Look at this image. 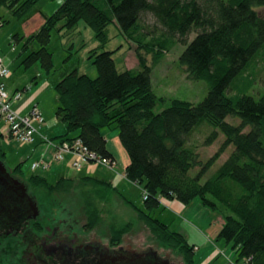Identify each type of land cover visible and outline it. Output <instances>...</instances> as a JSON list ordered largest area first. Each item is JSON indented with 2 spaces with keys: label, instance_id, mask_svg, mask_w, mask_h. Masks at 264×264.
Instances as JSON below:
<instances>
[{
  "label": "trees",
  "instance_id": "trees-1",
  "mask_svg": "<svg viewBox=\"0 0 264 264\" xmlns=\"http://www.w3.org/2000/svg\"><path fill=\"white\" fill-rule=\"evenodd\" d=\"M37 1L0 0V6L21 17ZM261 8L264 9V0H62L37 30L27 36L15 35L16 39H23L22 51L33 40L39 44L25 54L22 63L29 66L39 61L48 72L53 66L48 44L54 29L72 30L79 20L93 29L99 45L90 49L88 57L96 66L97 75L91 77L72 69L55 82L54 114L66 129L55 138H79L99 157L115 161L101 132L103 127L114 125L128 157L123 175L148 194L146 199L142 198V207L125 198L124 201L154 238L182 254L184 264H194L195 245L149 212L160 205L161 197L184 205L199 198L201 204L220 213L216 238L230 244L236 253L234 261L264 264V91L254 93L252 89L253 65L264 60ZM146 12L162 27V32L148 37V41L140 22ZM111 23L136 43L137 66L118 71L112 56L114 50L98 49L109 40L107 26ZM191 32L195 35L188 40ZM175 38L184 44L178 56L179 65L189 79L204 80L208 90L196 103L171 98L167 106L155 111L164 98L152 88L151 71ZM144 53L152 54V63ZM227 117L238 118L239 122L231 123ZM201 125L213 128L206 144L216 139L218 132L224 135L218 149L202 164L190 142L192 132ZM246 127L248 130H244ZM74 130V135H68ZM229 145L233 149L226 159L205 177ZM4 154L0 148L2 161ZM197 165L199 168L194 170ZM7 169L22 179L30 191L43 190L47 196L75 187L88 190L83 198L86 230L93 229L102 219L103 209L97 201L108 202V192L116 189L110 181L90 175L60 177L54 182L39 174L25 176L20 162ZM48 218L45 215L42 220H30L24 226L27 232L23 233L31 237L41 235ZM132 225V221L120 225L112 221L110 246L119 247ZM71 239L76 241L75 237Z\"/></svg>",
  "mask_w": 264,
  "mask_h": 264
},
{
  "label": "rangeland",
  "instance_id": "rangeland-1",
  "mask_svg": "<svg viewBox=\"0 0 264 264\" xmlns=\"http://www.w3.org/2000/svg\"><path fill=\"white\" fill-rule=\"evenodd\" d=\"M61 2L62 0H38L21 17L12 15L10 9L0 6V17L2 19H0V56L9 70L7 75L0 77V82L4 83V88L12 99L14 93L20 94L17 99L11 101L12 105L17 101L19 103H32L27 113L33 107H36L44 119L39 124V134L33 143H19L4 134L5 123L3 118L0 117V148L5 152L3 162L9 169L20 162L25 176L39 174L45 176L49 182H54L61 176V174H55L54 167L52 171H49L52 164H57L60 161L53 159L52 150L54 153L55 149L49 142H59V139L55 138V136L57 133L62 134L66 131L62 121L57 119L54 114L57 105V100L55 99L57 98V93L54 89V83L60 78L62 73L72 69H76L78 73H85L95 77L97 69L88 56L90 49L97 47L99 42L94 35L93 29L83 20H79L76 27L72 30L66 31L62 29L58 31L54 29L48 44V49L52 52L53 66L47 72L39 61L29 66H25L22 63L25 54L29 50L37 49L39 44L33 40L29 48L26 51H22L23 39L18 40L15 35L27 36L37 30L43 23L44 17L54 11ZM259 10L263 12L264 9L261 8ZM140 20L143 25V31L147 33L146 41L149 40L148 37L157 36L162 32L161 25L157 23L151 13H143ZM60 24L61 22L57 24V27ZM107 32L109 40L103 47L98 49L114 50L112 56L118 71L137 66L136 43L128 40L114 23L107 26ZM194 35L195 33L191 32L188 40L192 39ZM173 40V43L163 52L159 61L153 65L151 71L152 88L157 96L164 98L163 101L157 103L155 111H160L167 106L171 98H179L196 103L203 99L208 90L204 80L189 79L186 76L185 71L178 62V56L184 48V44L176 38ZM144 54L147 61L152 63V54ZM253 72H255V82L252 89L254 93H261L264 91V60L259 59L254 63ZM12 91L14 92L10 93ZM13 106L16 105L14 104ZM13 108L15 110L18 109L17 107ZM226 120L234 124L239 122L238 118L233 117H227ZM101 130H108L109 138H113V133L118 135V129L114 125L103 127ZM212 130L211 126L201 125L190 136V142L196 147L201 164L214 154L224 140V135L218 132L217 138L206 144L205 139ZM244 130H248V127ZM55 131H57L56 134ZM75 133L76 130L69 132L68 135H74ZM45 146H48L47 150L44 149ZM232 149L233 145L226 147L211 168L207 170L205 177L226 159ZM47 152L50 154L49 156ZM124 153L127 156L125 150ZM124 153L123 156H119L117 163L111 161L109 165L83 162L81 168H75L81 172H72L73 174H71V176L77 177L84 176L86 174L85 166L91 164L97 168L99 176L107 177L113 186L116 187L115 191L108 192V202L101 203L97 201L99 208L103 209V213L101 221L93 229L86 230L83 228V224L86 221L83 211V198L86 197L87 189H85L87 191H82L80 190L81 188L75 187L68 192H57L47 196L43 190L30 191L27 186V191L38 208L37 217L42 220L47 215L52 218L50 219L52 221L65 220V225H67L68 229L67 238L75 237L79 244L100 247L110 246L109 224L112 221H115L118 225L126 221H132L133 225L130 231L122 236L119 246L132 250L133 254L154 251L159 257L166 259L171 264H184L182 254L177 249L171 248L154 238L146 224L137 219L136 211L124 201L123 198H127L135 205L143 206L141 194L143 189L123 176ZM36 161H44L48 166L45 168L42 166L32 168L31 164ZM198 168L199 166L197 165L194 170ZM161 200L160 205L149 212L157 217H160L159 213L170 214L171 217L174 216L176 220H180L179 217L171 213L168 206L162 204L167 199L161 197ZM186 205L187 210L181 216L184 218V224L190 228L186 239L196 246L194 264H228L232 261L236 263L234 261L236 253L230 244L223 239L216 238L221 224L220 213L201 204L197 197ZM176 220L171 224V229H175L174 223H176ZM44 232H41V234ZM19 244L17 238L13 236H9L0 242V264H25L21 262L20 250L22 246Z\"/></svg>",
  "mask_w": 264,
  "mask_h": 264
},
{
  "label": "flooded vegetation",
  "instance_id": "flooded-vegetation-1",
  "mask_svg": "<svg viewBox=\"0 0 264 264\" xmlns=\"http://www.w3.org/2000/svg\"><path fill=\"white\" fill-rule=\"evenodd\" d=\"M24 218L16 229L0 226V242L7 237H16L20 250L21 262L25 264H166L165 259L156 252L149 251L133 254V251L123 246L100 247L87 246L71 241L67 238V225L65 220L53 221L49 219L45 232L32 237L24 230L30 220ZM67 229V232H66ZM169 264H171L169 262Z\"/></svg>",
  "mask_w": 264,
  "mask_h": 264
},
{
  "label": "built area",
  "instance_id": "built-area-1",
  "mask_svg": "<svg viewBox=\"0 0 264 264\" xmlns=\"http://www.w3.org/2000/svg\"><path fill=\"white\" fill-rule=\"evenodd\" d=\"M9 73L3 58L0 56V77H4ZM19 93L13 94V99L9 96L4 83L0 82V117L5 123V135L19 143H33L39 134V124L43 122V116L38 108L33 107L29 113L20 114L12 107L11 101L19 97ZM55 149L53 158L63 160L65 154L73 156L72 165L74 168H81L82 163L96 162L104 165L111 164L107 158L99 157L95 152L89 150L79 138L73 140H64L57 143L49 142ZM110 161V162H109ZM42 166L45 168L48 164L44 161H36L31 164L32 168ZM124 176V175H123ZM142 198L146 199L148 194L142 190ZM228 264H236L233 261ZM245 264V263H243Z\"/></svg>",
  "mask_w": 264,
  "mask_h": 264
},
{
  "label": "crops",
  "instance_id": "crops-1",
  "mask_svg": "<svg viewBox=\"0 0 264 264\" xmlns=\"http://www.w3.org/2000/svg\"><path fill=\"white\" fill-rule=\"evenodd\" d=\"M13 92L14 91H12L10 93H13ZM55 99L57 100V98H55ZM14 104L16 106H13ZM14 104L12 105V107H17L18 108L17 109L18 112H20L22 114H26L28 112V108L30 109V106H31L32 103H29V104L24 103V102H20L19 103L17 101V102H14ZM56 132L57 131H55V134H56ZM101 132H102L103 136L106 139V147H107V150L109 152H111V154L115 158V162L117 163L118 160H119V156L120 155L123 156V153H124V150H123L121 144L119 143L118 135L117 134L114 135V133H113V135H112L113 138H109L108 137L109 136V131L108 130H101ZM58 134H60V133H57V135ZM49 137H51V136L49 135ZM47 148H48V146H45L44 149L47 150ZM47 155L49 156L50 154H48V152H47ZM52 156H53V150H52ZM72 159H73V156L71 154H65L64 159L63 160H60L59 163L52 164L53 161L51 162L52 166L49 168V171H52V168L54 167L53 169H54L55 174L56 175L61 174V176L59 175L60 177H74V178H78L77 176H71V174H73L72 172H74V173L75 172H81L80 170H76L75 168H73V166L71 164ZM123 160H124L123 161L124 162L123 164L125 166L128 163V157L125 155V153H124ZM85 172H86L85 175L93 176V177H95V178H97L99 180L110 181L107 177H105L103 175L102 176H99V172H97V168H95L91 164H88V165L85 166ZM126 200L130 201L127 198H126ZM160 201L162 202L161 198H160ZM131 203H133V202H131ZM162 204L168 206V209L171 211V213H173L177 217H179L180 220H176V218L174 216L171 217L170 214L167 215V214H164V213H159L160 219L162 221H164L166 224H168L169 227L176 220V223H174L175 230L181 232L185 237H188V231L190 230V228L188 227V225L184 224L185 223V222H183V219L184 218H182V216H181L183 212H186L187 205H184V204H182L181 202H179V201H177L175 199H173V200L167 199L166 202L165 203H162ZM195 249H196V246H195Z\"/></svg>",
  "mask_w": 264,
  "mask_h": 264
},
{
  "label": "water",
  "instance_id": "water-1",
  "mask_svg": "<svg viewBox=\"0 0 264 264\" xmlns=\"http://www.w3.org/2000/svg\"><path fill=\"white\" fill-rule=\"evenodd\" d=\"M37 205L25 182L10 174L0 159V226L16 229L24 218H35ZM154 252V251H153ZM165 263L169 262L165 259Z\"/></svg>",
  "mask_w": 264,
  "mask_h": 264
}]
</instances>
